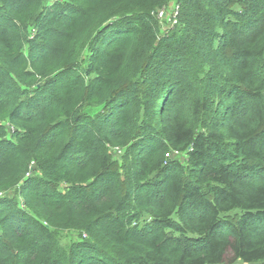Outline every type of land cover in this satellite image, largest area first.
Instances as JSON below:
<instances>
[{"label": "trees", "instance_id": "obj_1", "mask_svg": "<svg viewBox=\"0 0 264 264\" xmlns=\"http://www.w3.org/2000/svg\"><path fill=\"white\" fill-rule=\"evenodd\" d=\"M171 1L0 0V264H264V0Z\"/></svg>", "mask_w": 264, "mask_h": 264}, {"label": "rangeland", "instance_id": "obj_2", "mask_svg": "<svg viewBox=\"0 0 264 264\" xmlns=\"http://www.w3.org/2000/svg\"><path fill=\"white\" fill-rule=\"evenodd\" d=\"M175 5V0H172L171 3L169 4V6L167 7V10H166V18L162 21V25H163V30L164 31L165 29H167L169 27V24H170V17H171V13H172V7ZM93 111V110H92ZM91 112V111H90ZM92 113V112H91ZM112 154H113V158L114 160L116 161H120L119 157H120V153L116 150H113L112 151ZM176 158H178L180 161H183V157L181 156H176ZM33 173V172H32ZM11 195V193L8 194V196Z\"/></svg>", "mask_w": 264, "mask_h": 264}, {"label": "built area", "instance_id": "obj_3", "mask_svg": "<svg viewBox=\"0 0 264 264\" xmlns=\"http://www.w3.org/2000/svg\"><path fill=\"white\" fill-rule=\"evenodd\" d=\"M166 10L167 8H162L161 10H158L156 13V18L162 23V21L166 18ZM172 13H171V17H170V24H169V28H172L177 21V15H178V11H179V7L175 4L172 7Z\"/></svg>", "mask_w": 264, "mask_h": 264}]
</instances>
